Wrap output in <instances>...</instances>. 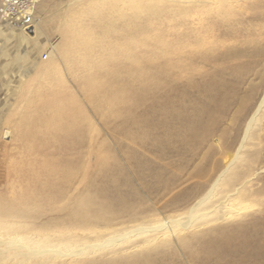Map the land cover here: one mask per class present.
I'll list each match as a JSON object with an SVG mask.
<instances>
[{
    "label": "bare ground",
    "instance_id": "6f19581e",
    "mask_svg": "<svg viewBox=\"0 0 264 264\" xmlns=\"http://www.w3.org/2000/svg\"><path fill=\"white\" fill-rule=\"evenodd\" d=\"M44 1L0 16L16 56L1 63L0 264H264V213L248 214L264 207V0H65L48 21ZM164 22L165 40L138 38ZM49 23V60L16 68ZM150 41L137 79L125 61ZM89 106L119 122L110 149Z\"/></svg>",
    "mask_w": 264,
    "mask_h": 264
},
{
    "label": "rangeland",
    "instance_id": "374dc122",
    "mask_svg": "<svg viewBox=\"0 0 264 264\" xmlns=\"http://www.w3.org/2000/svg\"><path fill=\"white\" fill-rule=\"evenodd\" d=\"M65 0H45L44 1V7H43V10L40 11V18H44V20L48 21V18L50 17V15L60 6V5H63V2ZM14 19H11L10 22H12ZM50 22V21H49ZM28 25H31V24H28ZM28 25H25V32L28 33L29 35H32L28 32V30H26V27ZM46 25H48L46 27ZM44 26V28L46 29L45 30V34H46V37L44 36L43 38H39V40H35V42H33L32 44L34 46H38L39 45V49L43 47L42 44H45L46 42H48V44L43 47L36 55H35V58L33 57L34 55H25L23 56L24 57V64H21V62L19 64L16 65V68H21V69H25L29 66H38V62L37 60L35 59H39L41 62L43 60V63L46 62V60H49V53H50V50L52 49V46H55L56 43L58 42L59 40V36H58V31H56L55 28H53L52 26H50V23L49 24H46ZM166 29V23L164 22L162 25L160 24H156V26L154 27L153 26V29L150 30L149 32L145 33V34H141L139 35V39L140 40H144L147 38V42L150 38L152 37H156V36H161L164 40L166 38V34H165V30ZM163 31V32H162ZM101 31H98V33H100ZM260 32V33H259ZM2 31H0V102H3L5 101V99H8V91H7V80H8V76L9 74H7L9 71H10V66L8 64H1L2 62H4L6 59L5 58H2V53L7 52L8 54V57L12 60H15L14 58L16 57L14 54H11L6 51L3 47L6 45V37L4 34H1ZM255 34V38H253V42L256 40L257 42L256 43H262L264 44V29H260V31L258 32H255L253 33ZM261 35V36H260ZM260 36V38H259ZM48 41H47V40ZM260 39V40H258ZM262 40V41H261ZM143 45V46H141ZM152 41H150L149 43H141L139 46V48L137 49L136 48V51H135V57L133 56L134 59L132 60H126L125 63H126V67L128 66H132L133 63L135 62L136 63V67H137V79L142 75L144 74L145 71H147L149 69V66H150V58H151V53H152ZM250 45H254V43H251V44H237V47L238 48H241V49H246L247 47H249ZM255 45H258V44H255ZM47 47V48H46ZM51 47V49L49 48ZM3 49V50H2ZM38 49V50H39ZM44 51V52H43ZM47 51V52H46ZM46 54V55H45ZM46 57V58H44ZM8 58V60H9ZM34 58V59H33ZM42 59V60H41ZM35 60V61H34ZM32 63V64H31ZM118 72L116 71H113V72H110V75L111 77L113 78L115 75H117ZM9 85V84H8ZM258 85V84H257ZM128 88V87H127ZM135 92H137V85H135ZM127 90H130L127 89ZM103 94V93H101ZM254 96V94H253ZM98 98H100V95L98 96ZM256 100V99H255ZM255 100H251L252 103H255ZM92 101H93V104L95 102H97L99 104V100H97V98H92ZM82 106V104H81ZM84 106V104H83ZM98 106V105H97ZM88 109L89 111V115L91 117V120H92V124L93 127L95 128L96 132L93 133V145H97L99 146L100 143L102 141H104V143L107 144V147L110 149V146L112 145L113 142H116V140H118V138H120V136L118 134H115L112 132V127L113 125H116V123H119V122H105L103 118H106L104 116L107 115V111L106 110V107H101V110L98 109L97 110H94L93 109V106H89L88 107H85V109ZM114 110L116 109V107L113 108ZM112 109V110H113ZM104 111V112H102ZM3 110L2 108H0V119L3 118ZM135 114L137 115V109L135 110ZM16 115V116H15ZM20 116L19 112L15 113L12 115V117L15 118H18ZM22 118H23V121H25L24 123L27 122L28 120V117H26L27 115L25 113H22ZM109 116V115H108ZM42 118V117H41ZM21 121V120H20ZM30 123L33 124V121H30ZM106 129V130H105ZM1 132V130H0ZM2 140V139H1ZM257 142V141H256ZM264 145V142L261 141V145L260 147H262ZM127 145H122V147H118V148H115L116 150H113L114 152V156H117L118 158L120 159H123L125 160V156H126V149H127ZM137 150V148H136ZM98 152L102 155V156H106V151L104 150H99V148H97V154ZM98 154V155H100ZM96 157V154L93 155V158L95 159ZM264 160V157L262 158V160L260 162H258V165H256L257 167L261 165V163L263 162ZM264 173H262L261 176H263ZM135 188H137V200H133V201H137V204L139 202H144L145 204H149V203H152L151 200H155V204L157 203V200L160 198L161 196V192H152V193H149L148 191L146 190H143V189H140L137 187V184H135ZM148 196V197H147ZM155 198V199H154ZM150 199V200H149ZM149 201V202H148ZM258 203V200H254V206H252L249 210H248V214L251 216V215H254L255 217L256 216H260L262 213H264V207H258L257 205ZM90 209L91 207L87 206L86 209ZM260 208V209H259ZM252 211V212H251ZM168 213V212H165V214ZM144 217V215L142 216ZM140 221H142L140 219ZM134 223H137V220L133 221V223L131 224H134ZM264 223L263 222H259V224L257 225V228H261L263 227ZM176 261V260H175ZM182 262V259L178 258L177 257V261L176 263H181Z\"/></svg>",
    "mask_w": 264,
    "mask_h": 264
},
{
    "label": "built area",
    "instance_id": "2783aa9c",
    "mask_svg": "<svg viewBox=\"0 0 264 264\" xmlns=\"http://www.w3.org/2000/svg\"><path fill=\"white\" fill-rule=\"evenodd\" d=\"M37 0H0V16L16 19L28 13ZM46 58V57H44Z\"/></svg>",
    "mask_w": 264,
    "mask_h": 264
}]
</instances>
